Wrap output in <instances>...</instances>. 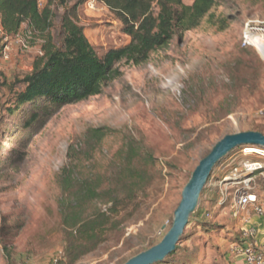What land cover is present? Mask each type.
Listing matches in <instances>:
<instances>
[{"label": "rangeland", "instance_id": "obj_1", "mask_svg": "<svg viewBox=\"0 0 264 264\" xmlns=\"http://www.w3.org/2000/svg\"><path fill=\"white\" fill-rule=\"evenodd\" d=\"M47 3L56 48L63 37L61 16L71 8L98 56L129 42L99 0H39L41 7ZM217 3L215 25L205 18L145 64L120 63L121 76L101 95L70 106L22 109L12 118L6 109L41 57L43 40L25 26L14 38L0 32V264H124L162 240L183 188L217 142L264 131V41L261 48L249 45L250 30L264 28V0ZM34 112L36 123L25 130L22 123ZM93 130H102L104 137L91 140ZM125 139L142 143L153 157L141 164L145 188L136 195L134 211L119 214L121 225L70 263L64 257L57 177L72 147L77 175L106 185ZM222 160L208 178L176 255L158 264H236L238 258L227 250L243 248L244 220L254 218L256 239L264 233V150L240 147ZM253 165L260 170L246 174L245 167ZM227 175L233 180L223 181ZM244 191L261 199L262 216L252 208L234 216L233 201Z\"/></svg>", "mask_w": 264, "mask_h": 264}, {"label": "trees", "instance_id": "obj_2", "mask_svg": "<svg viewBox=\"0 0 264 264\" xmlns=\"http://www.w3.org/2000/svg\"><path fill=\"white\" fill-rule=\"evenodd\" d=\"M99 1L120 22L122 34L129 38L126 45L103 56L97 55L82 27L75 23V8L66 9L61 16L63 37L56 48L49 35L53 20L50 3L41 7L39 0H0V29L4 37H16L25 26L27 32L43 40L41 57L22 78L23 90L15 94L13 106L6 109L7 117H14L22 109L70 106L101 95L110 82L121 76L120 63L145 64L151 54L166 49L175 38L199 27L205 18L215 25L212 11L218 4L217 0H193L191 5H185V0ZM37 117L34 112L22 127L29 129ZM254 132L264 134L261 130ZM90 135L91 140L97 141L104 137L102 130H93ZM73 154L71 147L67 163L57 177L64 257L70 263L94 250L117 229L121 225L120 213L134 211L136 195L145 188L140 183L141 164L153 162L142 143L125 139L117 152L120 163L103 186L77 175ZM177 251L168 257L175 256Z\"/></svg>", "mask_w": 264, "mask_h": 264}, {"label": "water", "instance_id": "obj_3", "mask_svg": "<svg viewBox=\"0 0 264 264\" xmlns=\"http://www.w3.org/2000/svg\"><path fill=\"white\" fill-rule=\"evenodd\" d=\"M264 150V134L254 131L227 135L217 142L210 152L199 162L188 183L182 190L181 200L174 211L171 227L162 240L150 249L132 257L124 264H158L166 260L176 250L190 216L195 212L200 195L213 168L233 150L245 147Z\"/></svg>", "mask_w": 264, "mask_h": 264}, {"label": "built area", "instance_id": "obj_4", "mask_svg": "<svg viewBox=\"0 0 264 264\" xmlns=\"http://www.w3.org/2000/svg\"><path fill=\"white\" fill-rule=\"evenodd\" d=\"M250 31L249 38L251 34L257 38L264 37V28H256ZM0 32L2 33L1 29ZM249 45L257 49L255 43L251 42V40H249ZM248 208H252V212L256 216H262L263 214V205L259 197L254 193L244 191L237 195L233 201L234 216L241 215V213ZM244 221L248 225V220ZM256 233L257 230L254 227H248L243 231V240L246 243V246H243V248L236 247L232 250V253L236 256H241L243 258L245 264H264V240L260 244L257 243ZM249 240H251V242H249Z\"/></svg>", "mask_w": 264, "mask_h": 264}, {"label": "bare ground", "instance_id": "obj_5", "mask_svg": "<svg viewBox=\"0 0 264 264\" xmlns=\"http://www.w3.org/2000/svg\"><path fill=\"white\" fill-rule=\"evenodd\" d=\"M249 39V38H248ZM250 40H251V42H254L255 43V45L256 46H259L260 48H261V41H264V37H260V38H257V37H255V36H253L252 38L250 37ZM258 166L257 165H253V166H248L246 169L248 170V173L250 174V172L249 171H251V172H255V171H257V170H259V168H257ZM264 168V167H263ZM236 173H234L232 176L235 178L236 177ZM246 175V174H245ZM233 177H231V176H229V175H227V176H225L224 177V179H223V181H231V180H233Z\"/></svg>", "mask_w": 264, "mask_h": 264}, {"label": "crops", "instance_id": "obj_6", "mask_svg": "<svg viewBox=\"0 0 264 264\" xmlns=\"http://www.w3.org/2000/svg\"><path fill=\"white\" fill-rule=\"evenodd\" d=\"M248 167V166H247ZM247 167H245V172H246V174L248 173V170L246 169ZM251 167V166H250ZM249 172H251V171H249ZM261 200V199H260ZM253 221H254V218L251 220V222L248 224V227H254L256 230H257V228L255 227V226H253ZM263 240H264V233H262L261 234V236H260V238H258V239H256V241H257V243H262L263 242ZM243 242H244V240H243ZM243 246H246V243L243 245ZM234 249V248H233ZM233 249H230V250H227L228 251V253H232V250ZM233 254V253H232ZM235 258H238L237 260V263L236 264H245L244 263V261H243V258L241 257V256H234Z\"/></svg>", "mask_w": 264, "mask_h": 264}]
</instances>
